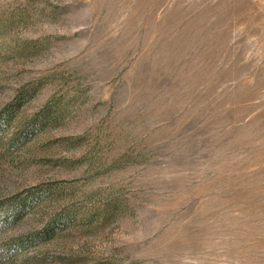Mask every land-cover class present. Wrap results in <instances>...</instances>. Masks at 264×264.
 <instances>
[{
	"label": "rangeland",
	"instance_id": "rangeland-1",
	"mask_svg": "<svg viewBox=\"0 0 264 264\" xmlns=\"http://www.w3.org/2000/svg\"><path fill=\"white\" fill-rule=\"evenodd\" d=\"M0 264H264V0H0Z\"/></svg>",
	"mask_w": 264,
	"mask_h": 264
}]
</instances>
